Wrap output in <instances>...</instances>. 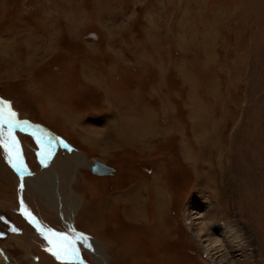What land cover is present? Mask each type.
I'll return each mask as SVG.
<instances>
[{"label": "rangeland", "instance_id": "rangeland-1", "mask_svg": "<svg viewBox=\"0 0 264 264\" xmlns=\"http://www.w3.org/2000/svg\"><path fill=\"white\" fill-rule=\"evenodd\" d=\"M0 98L46 128L12 129L19 170L0 145L2 264H264V0H0Z\"/></svg>", "mask_w": 264, "mask_h": 264}, {"label": "snow or ice", "instance_id": "snow-or-ice-1", "mask_svg": "<svg viewBox=\"0 0 264 264\" xmlns=\"http://www.w3.org/2000/svg\"><path fill=\"white\" fill-rule=\"evenodd\" d=\"M17 113L11 108L10 102L4 101L0 98V145H2L9 155V163L19 170L21 165L18 164L20 158L19 143L16 137L12 134V129L14 127H21L23 125H28L30 122L25 120L17 119ZM7 125L8 132L5 136L3 132V126ZM21 130H25L21 127ZM35 136V132L31 133ZM40 142L39 140L37 141ZM47 155H51L49 151ZM43 162V161H42ZM22 178V177H21ZM23 187V185H21ZM21 207L23 208V201H21ZM26 215H31V213H22ZM3 219V217H0ZM33 222H35L33 220ZM36 223L37 230L41 232V235L45 237L48 241L49 247L47 251L54 255L57 260H76L79 259V250L76 247V240L82 241L84 246L88 245V237L84 233H78L75 239H70L66 233L57 232L54 229H43L38 222ZM11 231L16 232L18 229L13 227ZM2 235V233H0Z\"/></svg>", "mask_w": 264, "mask_h": 264}, {"label": "bare ground", "instance_id": "bare-ground-1", "mask_svg": "<svg viewBox=\"0 0 264 264\" xmlns=\"http://www.w3.org/2000/svg\"><path fill=\"white\" fill-rule=\"evenodd\" d=\"M29 124H31V123H29ZM33 127H37V128H39L37 125H34V124H31ZM25 127H26V129H29V128H27V126L25 125ZM25 129V130H26ZM30 133H32V131H30ZM68 155L69 156H71V158H73L74 159V162H75V169L76 168H79L80 166H84V165H86L85 164V160L84 159H87L86 157H85V155L83 154V153H81V152H79V151H77V150H72V149H68ZM46 159V158H45ZM21 160V159H20ZM20 160L18 161V164L20 163ZM96 162V161H95ZM94 162V163H95ZM101 162V161H100ZM103 163V162H102ZM20 165V164H19ZM87 165L89 166V168L91 169L92 168V166L94 165L91 161L89 162L88 160H87ZM107 165V164H106ZM23 166V165H22ZM109 166V165H108ZM21 168V167H20ZM66 168V167H65ZM67 168H68V166H67ZM66 168V169H67ZM65 169V171H67ZM24 170V169H23ZM64 171V172H65ZM69 171V170H68ZM91 171H92V169H91ZM112 171H114V169L112 170ZM63 173V171H61V175H63L62 174ZM68 173V172H67ZM110 173H112V172H109L108 174H110ZM65 174H66V172L64 173V176H65ZM96 174V173H95ZM57 175V176H56ZM67 175V174H66ZM97 175H103V174H97ZM107 175V174H106ZM60 179V178H59ZM59 179H58V173L57 172H55V170H53L52 169V167H51V165L50 166H48V167H46L45 169H44V171H43V173H41V176H37L36 178H31V179H29V183L30 184H32L33 182H35V183H38V185H39V188H41L42 187V189H43V191H44V193H43V196H44V198L46 199V200H48L50 203H51V205L55 208V210L57 209L58 211H59V213L60 214H62V216H64V217H67V212H66V210L64 209V208H62V206L63 205H65L64 204V199H63V197L61 196V193H60V186H59ZM50 183L51 185H49L48 186V184L47 183ZM44 184V185H43ZM47 184V185H46ZM54 185L56 186V188L54 187ZM50 187V188H49ZM52 187H53V189H52ZM48 188L50 189V191H48ZM61 196V197H60ZM72 204V203H71ZM72 207V206H71ZM74 208V207H73ZM76 209V208H75ZM74 211V210H73ZM72 211V212H73ZM69 228L71 229V224H70V226H69ZM220 230L221 231H224L225 232V234L227 235V237L228 238H230L231 239V242L234 244V243H237V239L239 240L240 239V233H239V230H236L235 228H232V227H227V226H224V227H221L220 228ZM216 233V235H218L219 234V232L217 233V231H215ZM220 235V234H219ZM217 238V239H216ZM223 238V237H222ZM212 239V238H211ZM215 239H216V242H218V240H219V236H215ZM94 240V239H93ZM93 240H90L89 239V243H91V244H89V245H91V248H89L90 250H91V252H93V254H95V256H98L97 258L100 260V259H103V260H105V254L103 253L104 251H103V246H102V244H100L99 242H97V243H94V241ZM208 241H210V240H208ZM241 241V240H240ZM209 243V242H208ZM211 243H212V241H211ZM242 243V242H241ZM240 244V243H239ZM235 245V244H234ZM215 247H217V245L215 246ZM213 249V247L211 246V245H207L206 246V250H207V253H208V255L210 256V257H212V254L213 253H211V251H213L212 250ZM217 249H219V248H217ZM226 249V248H225ZM217 252V251H216ZM218 253V252H217ZM223 254V253H222ZM216 255V254H215ZM224 255V254H223ZM217 256V255H216ZM214 257V256H213ZM213 257L211 258V259H213ZM215 259V261L217 262V260H216V258H214ZM213 259V260H214ZM220 260V259H219ZM0 264H2L1 262H0ZM3 264H5V262L3 263ZM215 264V263H214Z\"/></svg>", "mask_w": 264, "mask_h": 264}, {"label": "water", "instance_id": "water-1", "mask_svg": "<svg viewBox=\"0 0 264 264\" xmlns=\"http://www.w3.org/2000/svg\"><path fill=\"white\" fill-rule=\"evenodd\" d=\"M39 128H42L44 130H46V128L40 126V125H37ZM50 134L54 137V138H58L57 136H55L52 132H50ZM59 139V138H58ZM92 171L94 173H97V174H106L108 172H111L112 169L110 168V166L106 165L105 163H102L100 161H96L94 163V165L92 166Z\"/></svg>", "mask_w": 264, "mask_h": 264}]
</instances>
